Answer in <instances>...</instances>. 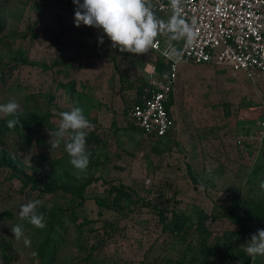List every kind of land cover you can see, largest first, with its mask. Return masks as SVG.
<instances>
[{"label":"rangeland","instance_id":"374dc122","mask_svg":"<svg viewBox=\"0 0 264 264\" xmlns=\"http://www.w3.org/2000/svg\"><path fill=\"white\" fill-rule=\"evenodd\" d=\"M75 8L73 0H0V105L15 100L21 122L9 129L12 117L0 113V264H264L245 251L264 229V79L216 63L182 64L174 134L149 137L125 111L159 55L150 47L120 52L102 29L75 26ZM174 18L170 11L157 19L153 39L178 48ZM73 107L101 139L86 142L84 172L69 163L67 137L58 147L48 143L59 113ZM29 177L65 188L40 193L23 187ZM121 185L132 202L109 196ZM36 200L42 229L19 215ZM198 210L215 218L195 223ZM175 214L190 219L178 228Z\"/></svg>","mask_w":264,"mask_h":264},{"label":"built area","instance_id":"2783aa9c","mask_svg":"<svg viewBox=\"0 0 264 264\" xmlns=\"http://www.w3.org/2000/svg\"><path fill=\"white\" fill-rule=\"evenodd\" d=\"M154 17L174 12L182 42L155 38L152 52L167 63V72L156 73L153 61L145 69L147 83L128 117L149 137L161 139L175 127L167 103L182 64L216 63L240 71L251 81L264 79V0H145ZM189 33L191 39H189ZM242 142L241 140L238 141Z\"/></svg>","mask_w":264,"mask_h":264},{"label":"clouds","instance_id":"9594fccd","mask_svg":"<svg viewBox=\"0 0 264 264\" xmlns=\"http://www.w3.org/2000/svg\"><path fill=\"white\" fill-rule=\"evenodd\" d=\"M76 5L74 23L79 27L82 24L96 29H102L103 33L111 40L112 47L118 48L120 52L132 54H143L147 52L153 43V38L157 34V27L161 23L154 18L153 13L146 6L145 0H73ZM175 7L178 0H172ZM175 18L170 23L169 28L178 26ZM187 32V29H182ZM189 39L191 34L189 33ZM103 36L99 37V43L103 44ZM20 105L12 100L0 105V113L10 118L7 121L9 129L20 124L18 109ZM60 122L55 131L49 130L51 139L48 143L51 147H58L65 137L68 142L65 150L70 157L69 163L78 172H84L89 166L91 153L86 150L87 131L92 127L90 121L84 115L81 107H73L70 111L59 113ZM79 178V176L77 177ZM260 187L264 189V180L260 182ZM42 203L40 200L30 201L21 206L19 215L21 219L28 220L37 228L45 227V217L43 213H37V207ZM16 239L23 236L22 228L19 225L11 227ZM25 244L30 243L24 238ZM245 251L251 260H255L258 255L264 256V229H258L252 233L249 241L245 244Z\"/></svg>","mask_w":264,"mask_h":264},{"label":"trees","instance_id":"16d2710c","mask_svg":"<svg viewBox=\"0 0 264 264\" xmlns=\"http://www.w3.org/2000/svg\"><path fill=\"white\" fill-rule=\"evenodd\" d=\"M181 40H182V35H181ZM159 57H160V59H158V60H156V57L154 59V63H155V67H156V73H158V75H160V76H163L167 72V63L161 56H159ZM145 74L143 76L144 79H141L140 82H136L138 88H134V89H136L135 91L138 92V93L142 91L143 86L147 83ZM132 87H134V85H133V83H130L128 88H132ZM128 88L124 87L125 90H129ZM172 97H173V94H171L170 100L167 103V108L171 107ZM137 102H138V98L132 99L131 103L127 106L125 112L127 113L128 109L131 107V105L135 104ZM86 142L87 143H92L93 142L95 144H98V143L101 142V139H100V137H98V135H96L94 133L87 132ZM191 178L193 179L194 182H196L195 177H193V175L191 176ZM21 181L23 182V187H26V186L30 185L31 189L37 190L40 193H52V192H55L57 188H65L64 186L57 185L56 183H53L51 181H42V180H40V179H38L36 177H29L26 180L25 179H21ZM89 183H90V180L88 182H86V183L80 184V186H77L75 188V190H80V191L84 190ZM130 194L131 193H129L125 189L124 185H121L119 187L111 186L109 188V196H111L112 199L115 202H121L123 200H129L130 202H132V198L130 197ZM95 201L100 206H106V205L110 204L109 201H107L106 199H103L101 197H96ZM227 210L228 209L226 208V211ZM207 217H210V215H207L202 210H198V217H197V221L195 223H198V224L202 223V225H203V222L205 221V219ZM210 218L212 219V218H215V217L211 216ZM189 219L190 218L187 215L183 216V215L175 214V220H174L173 224H174V226L180 228L182 226V224H185L184 221H187Z\"/></svg>","mask_w":264,"mask_h":264},{"label":"crops","instance_id":"0c3cea01","mask_svg":"<svg viewBox=\"0 0 264 264\" xmlns=\"http://www.w3.org/2000/svg\"><path fill=\"white\" fill-rule=\"evenodd\" d=\"M166 16H168V13H166L165 14ZM164 15V16H165ZM157 19H159V20H162L163 19V15L162 16H157L156 17ZM182 35V34H181ZM181 42H182V40L180 41V44H181ZM180 44H179V46H180ZM178 46V47H179ZM148 66V65H147ZM149 67V66H148ZM146 73V72H145ZM146 75V74H145ZM253 82H259V81H253ZM136 89H134L133 91H131L130 93H129V95H130V98H132V97H135L136 96V98H138L139 97V95L141 94V92H139V93H137L136 91H135ZM174 90H175V88H174ZM174 90H173V92H172V94L174 93ZM126 91H128V90H126ZM132 92H133V96H132ZM170 111L172 112L173 111V107H170ZM127 114V113H126ZM128 116V115H127ZM173 116V115H172ZM174 118V120H175V117H173ZM130 119V118H129ZM176 125V124H175ZM175 129V127L172 129V131L168 134V136L170 137V136H172V134H174L173 133V130ZM167 136V137H168Z\"/></svg>","mask_w":264,"mask_h":264}]
</instances>
